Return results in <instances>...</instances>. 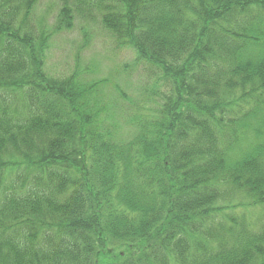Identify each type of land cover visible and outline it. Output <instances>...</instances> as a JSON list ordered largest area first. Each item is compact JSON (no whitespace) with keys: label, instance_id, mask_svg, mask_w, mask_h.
<instances>
[{"label":"trees","instance_id":"trees-1","mask_svg":"<svg viewBox=\"0 0 264 264\" xmlns=\"http://www.w3.org/2000/svg\"><path fill=\"white\" fill-rule=\"evenodd\" d=\"M52 1L0 0V264H264V0ZM88 20L150 66L133 104L48 74Z\"/></svg>","mask_w":264,"mask_h":264},{"label":"rangeland","instance_id":"rangeland-1","mask_svg":"<svg viewBox=\"0 0 264 264\" xmlns=\"http://www.w3.org/2000/svg\"><path fill=\"white\" fill-rule=\"evenodd\" d=\"M56 8L54 1L44 0L36 11L37 17L50 20L53 24ZM136 59L134 50L119 47L98 23L88 20L79 21L71 31L53 37L46 58V68L48 74L56 78L79 73L82 86L107 80L98 92L102 103L111 106L113 102H117L120 97L116 92L121 88L130 101L121 102L130 105L139 99L143 90H151L156 84L155 78H151L152 72L148 70L150 66L138 63ZM117 111L114 119L123 120L124 114H120L119 109Z\"/></svg>","mask_w":264,"mask_h":264}]
</instances>
